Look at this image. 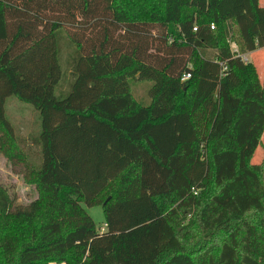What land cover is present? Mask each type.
Returning <instances> with one entry per match:
<instances>
[{"label": "trees", "instance_id": "1", "mask_svg": "<svg viewBox=\"0 0 264 264\" xmlns=\"http://www.w3.org/2000/svg\"><path fill=\"white\" fill-rule=\"evenodd\" d=\"M261 48L260 0H0V153L26 157L10 97L41 119L38 197L0 184V264H264Z\"/></svg>", "mask_w": 264, "mask_h": 264}, {"label": "rangeland", "instance_id": "2", "mask_svg": "<svg viewBox=\"0 0 264 264\" xmlns=\"http://www.w3.org/2000/svg\"><path fill=\"white\" fill-rule=\"evenodd\" d=\"M66 30V29H65ZM68 30V29H67ZM68 37H64L62 54H61V65L64 72V78L57 88L58 92H68L70 90V80L72 75L70 69L67 68L66 60L72 51V46L68 43ZM232 48L235 49L237 46L232 43ZM264 50H260L254 54L253 63L257 67L259 78L261 82H264ZM248 56V58H251ZM247 60V55L243 56ZM249 61V60H247ZM73 80H71L72 83ZM151 81H138L134 80L132 84L133 95L140 100L142 103H149L150 98L148 90L151 86ZM6 113L10 122L13 124L17 135H20L25 139V148L23 149L26 153L24 161H17L12 163L8 157L0 153V184L6 187L9 192L14 196V206H27L33 200L38 197V190L36 187L26 181V176L33 168V164L39 161V148L32 144L31 137L38 135L41 129V119L39 112L29 103L22 102L16 97H10L6 103ZM32 145L29 150V146ZM264 160V135L262 138V145L254 158V162ZM85 208L90 216L94 219L100 232L106 231V220L103 208L101 205L88 206L85 204ZM199 239L197 237L192 240L191 243L196 242ZM55 264V263H53Z\"/></svg>", "mask_w": 264, "mask_h": 264}, {"label": "crops", "instance_id": "3", "mask_svg": "<svg viewBox=\"0 0 264 264\" xmlns=\"http://www.w3.org/2000/svg\"><path fill=\"white\" fill-rule=\"evenodd\" d=\"M260 4L262 5V6H264V0H260ZM260 50H264V48H261V49H258V50H256V51H253V52H249V53H247L246 55H247V60H249L250 62H253V59H254V54L256 53V52H258V51H260ZM261 54H264V52H260ZM250 54L252 55L251 56V58H248V56H250ZM253 161H254V159H253ZM260 161H259V159H258V161L257 162H255V163H259Z\"/></svg>", "mask_w": 264, "mask_h": 264}, {"label": "built area", "instance_id": "4", "mask_svg": "<svg viewBox=\"0 0 264 264\" xmlns=\"http://www.w3.org/2000/svg\"><path fill=\"white\" fill-rule=\"evenodd\" d=\"M212 27L214 28V26H212ZM195 30H196V28H195ZM245 60H246V59H245ZM190 76H191L190 73H185V74L183 75V80L190 78ZM194 192L197 194L198 191H196V190L194 189Z\"/></svg>", "mask_w": 264, "mask_h": 264}]
</instances>
